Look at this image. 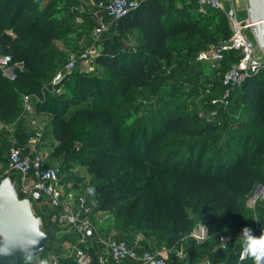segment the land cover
<instances>
[{
  "label": "trees",
  "instance_id": "1",
  "mask_svg": "<svg viewBox=\"0 0 264 264\" xmlns=\"http://www.w3.org/2000/svg\"><path fill=\"white\" fill-rule=\"evenodd\" d=\"M185 1L188 8L196 5V15L185 8L180 10V14L177 10L170 11L168 0H139L136 9L112 21L116 32L109 28L97 45L95 63L104 72L77 71L71 89L64 90L61 84L44 83L36 72L45 69L53 40L71 31L70 21L54 19L50 13L52 6L40 8L39 0H0V55H9L12 64L21 62L25 67L24 70L16 68L15 78L12 79L0 66V121L15 119L23 112L24 95L38 96L40 100L35 102L33 114L49 117L52 133L59 142L51 153L53 156H61L69 150L75 127L81 121L105 130L98 137L108 142V147L91 151L86 163L87 172L91 175L90 194L96 198L99 210L117 211L131 218L133 223L143 222L148 230L164 233L162 237L147 242L136 238L125 239L137 242L140 252L166 249L170 260L174 257L180 259L177 252L184 251L186 245L187 261L192 264L196 255L201 253L208 259L213 251L205 248L208 240L197 244L190 236L197 221L207 226L208 230L224 225L242 230L247 226L253 229L256 236L264 230V201H259L252 209L257 211L259 207L262 210L256 218L247 208V201L255 187L264 185V74L247 77L234 92L230 106L225 108L234 105L236 93L241 96L244 112L253 116L254 127L257 128L255 133L250 125L227 127L211 123L195 113L178 112L172 115L163 112L160 121L151 120L153 127L150 125L152 129L149 133L145 129L146 134L141 141L135 133L126 142L117 110L106 105L107 99L119 91L126 94L132 89L162 84L167 74L163 71L164 67L166 63L172 64L176 53L172 40L177 37L184 35L196 40L195 44H188L186 48V54L190 56L197 55L212 43L231 37L232 30L222 11L210 6L201 7L198 0ZM75 3L72 1L68 7L72 22L76 14L70 9ZM136 35L139 40L133 41ZM238 59L235 51L226 52L218 67L225 72ZM196 65L199 71V63ZM106 71L111 72L110 75ZM224 72L220 81L210 82L211 89L217 91L215 96L222 91ZM159 122L163 128L157 131L156 124ZM31 131L17 145H24ZM171 133L182 135L185 140L202 139L190 143L186 154L179 149L165 151V162L161 167L174 178L160 197L150 199L153 207L149 208L140 203L143 179L138 171L133 170L132 175L124 179L117 177L116 170L131 163L135 166V157L143 160L153 158L154 162L162 163L157 153L173 144L165 141ZM69 158L65 155L61 163L63 173ZM11 176L14 177V174ZM104 179L102 183L98 182ZM62 183H67L64 175ZM42 216L45 230L51 236L48 245L50 254L60 253L62 247H56V243L73 238L59 235L56 225ZM115 227L124 230L121 221H117ZM117 238L121 237L117 234ZM83 247L92 256L90 264H100L99 246L90 244ZM241 249V242L225 249L227 264H253L249 257L239 258ZM212 260L215 258L212 257ZM25 262L23 259L19 264ZM61 264L77 263L73 259L62 258Z\"/></svg>",
  "mask_w": 264,
  "mask_h": 264
},
{
  "label": "rangeland",
  "instance_id": "2",
  "mask_svg": "<svg viewBox=\"0 0 264 264\" xmlns=\"http://www.w3.org/2000/svg\"><path fill=\"white\" fill-rule=\"evenodd\" d=\"M76 2L78 9L86 6V2L89 0H39V7L46 8L49 5L50 13L54 19H66L69 22L71 31L62 34L59 38L53 40V44L49 49V55L45 61V69L41 72H36L38 78L46 84H61V88L64 90L71 89L73 76L77 71L87 70L90 72L99 71L104 72L103 69H98L95 63V55L88 61H84L80 58V54L85 51L91 44L92 31L98 25L100 20L110 23V29L116 32V27L111 19L102 13L98 17L93 13L94 6H86V11L78 13V17L81 21H71V15L68 12L71 2ZM97 1V0H94ZM83 4V5H82ZM170 11L177 10L180 14V10L185 8L187 11L192 10V14L198 13L196 5L188 8L187 1L185 0H168ZM204 8H208L204 6ZM76 17V16H75ZM68 23V22H67ZM11 32V30H9ZM251 36L250 31L248 32ZM133 41H138L139 37L134 36ZM192 39V38H191ZM187 36L181 35L172 40L174 47H176V53L172 59V64L166 63L164 72L167 73L163 78L162 84H156L147 88L132 89L126 94H122L120 91L107 99L106 105L117 110L119 116V125L122 135L125 137V141L129 142L136 133L138 141H141L144 131L147 129V133L152 129L151 120H159L163 112L170 113L172 115L181 113L198 114L202 119L211 121L216 125H227V127L235 125H250L253 132H257V128L254 127L253 116L250 113L244 112V100L237 93L234 97V105L228 109L221 106H216L212 103L217 91L211 89L210 82H216L221 80L223 70L221 67H214L208 62L203 64L198 59V54L190 56L186 54V48L188 44H195V39L192 40ZM188 41V42H187ZM77 59L76 67L72 71L66 70L67 63L72 59ZM203 62V61H202ZM201 68L199 71L197 67ZM206 63V64H205ZM16 68L24 70V65L19 62L16 63ZM218 68V70L216 69ZM195 72V73H193ZM61 73V75H60ZM107 75L111 72L106 71ZM261 74H264L262 72ZM191 75L192 77L190 78ZM218 83V82H217ZM219 96V95H218ZM49 117L42 114H24L23 112L15 119L7 122L0 121V180L5 176L12 175L13 171L9 169L8 153L12 146L22 143L26 134L35 129L42 128L45 132L46 141L51 140L50 145H43L41 147L42 153L45 155L47 161L52 164H59L64 161L65 155L70 156L67 169L64 170L63 175L66 176V184H63L65 189L75 185L70 190L87 193L92 191L91 175L87 172V162L91 157V151L98 149L99 147H108V142L101 140L98 135L104 132L98 127L91 125L90 123L80 122L75 127V135L72 138L70 144L71 147L65 154L59 156H53L51 153L54 150L55 145L59 142L52 133V128L49 123ZM241 122V123H239ZM152 127H151V126ZM157 131L163 128L162 123L156 124ZM147 127V128H146ZM165 141H171L173 143L170 146L159 150L157 155L162 163L154 162L152 159L143 160L140 157H135V166L133 164H127L123 168L118 167L116 170L117 177L126 179L132 175V171H138L141 175L142 181V195L140 203H144L149 208L151 206L150 199L160 197L162 191L171 184L174 175L167 172L161 167L165 162L164 153L168 149H179L182 153H188V145L194 141H200L199 138H189L185 140L184 136L178 134H168ZM185 141V142H184ZM177 142V143H176ZM182 142V143H181ZM139 143V142H137ZM78 152L76 153V151ZM135 155V154H133ZM104 180L98 181L102 183ZM91 195V194H90ZM44 200V199H43ZM153 202V201H152ZM142 204V205H144ZM247 206V205H246ZM247 208L250 209L248 206ZM45 211H47L44 208ZM249 213H251L249 211ZM262 210L258 207L257 211L252 210V215L256 218ZM103 219L101 224L108 225L114 231H117L119 237L124 239H140L147 242L153 239H158L163 236V232H154L144 227L143 222L137 224L132 222L131 218L125 217L115 212H103L100 214ZM121 221L124 225V230H117L115 223ZM202 222H196L195 229L199 228ZM45 229V224H43ZM241 230H234L228 225H224L219 228H210L205 243V248L213 250L208 261L207 257L196 255L192 264H227L226 248L233 247L235 244L240 243ZM220 237H227L224 244L220 241ZM55 244V243H53ZM182 250V249H181ZM189 257L188 249L186 245L184 247L183 255L180 259L171 258L173 264H189L187 261ZM212 257L215 260H212ZM47 261L50 264V249L43 251L39 256L31 258L30 264H40L41 261ZM27 264V262H25ZM110 264V262H107Z\"/></svg>",
  "mask_w": 264,
  "mask_h": 264
},
{
  "label": "built area",
  "instance_id": "3",
  "mask_svg": "<svg viewBox=\"0 0 264 264\" xmlns=\"http://www.w3.org/2000/svg\"><path fill=\"white\" fill-rule=\"evenodd\" d=\"M198 3L201 7L210 6L222 11L232 30L230 38L219 40L201 50L198 59L218 67L226 52L235 51L239 56V59L224 72L221 93L212 99L214 105L226 108L230 106L236 89L247 77L264 72V51L257 43L247 10L244 14L241 13L237 7V0H198ZM138 4L139 0H89L86 2V6H94L96 12L106 13L111 21L118 20L127 12L136 9ZM86 6H82L80 10L78 5L71 6L70 10L76 14L75 18L78 22L81 18L77 14L86 11ZM109 28V22L100 20L92 31L91 44L80 54L82 60L88 61L95 55L102 35ZM249 31L251 36L248 34ZM76 64L77 59L72 58L67 63L66 70L72 71ZM0 66L5 75L15 78L16 64H12L9 55H0ZM22 99L24 114L33 113L35 102L40 100L36 95H24ZM43 140V129H33L24 145H14L10 148L8 159L9 169L13 171L17 182L19 197L31 198L34 211L55 224L59 235H70L73 238V240L61 242L60 253L50 254V264H61L62 258L73 259L77 264H90L92 256L83 247L90 244L99 246L100 264H107V262L123 264L127 261L133 264H173L167 250L140 252L137 242L131 243L103 231V224H101L103 217L100 215L103 212L99 210L96 198L90 195L91 191L79 193L65 189L62 183L61 165L48 163L41 151ZM36 193L41 195L40 201L35 199ZM259 201H264V185L262 184L255 187L247 205L255 209ZM207 235L208 228L203 224L190 233L197 244H201ZM220 241L223 244L225 242V240ZM241 252L242 249L239 258H247V256L242 258ZM177 255L181 257L183 250H179Z\"/></svg>",
  "mask_w": 264,
  "mask_h": 264
},
{
  "label": "water",
  "instance_id": "4",
  "mask_svg": "<svg viewBox=\"0 0 264 264\" xmlns=\"http://www.w3.org/2000/svg\"><path fill=\"white\" fill-rule=\"evenodd\" d=\"M247 13L257 43L264 51V0H247ZM41 200L39 193L35 194ZM43 217L34 211L32 199L20 198L11 175L0 180V264H19L27 250L31 258L47 250L51 236L43 228Z\"/></svg>",
  "mask_w": 264,
  "mask_h": 264
},
{
  "label": "clouds",
  "instance_id": "5",
  "mask_svg": "<svg viewBox=\"0 0 264 264\" xmlns=\"http://www.w3.org/2000/svg\"><path fill=\"white\" fill-rule=\"evenodd\" d=\"M91 191V189H90ZM227 237H221L220 240H225ZM241 239V257L245 256L253 260V264H264V230L259 236L253 234V229L250 227H243L240 234ZM25 260L30 264L31 255L25 250ZM40 264H47V261H41Z\"/></svg>",
  "mask_w": 264,
  "mask_h": 264
},
{
  "label": "crops",
  "instance_id": "6",
  "mask_svg": "<svg viewBox=\"0 0 264 264\" xmlns=\"http://www.w3.org/2000/svg\"><path fill=\"white\" fill-rule=\"evenodd\" d=\"M247 6H248V2H247V0H237V7H238V9L240 10V12L241 13H245L246 12V10H247ZM94 14H95V16L96 17H98L99 15H101L102 13H98V12H96L95 10H94V12H93ZM37 115V114H36ZM38 115H41V114H38ZM50 142H51V140L50 139H48V141H46V136L44 135V140H43V144H42V146L43 145H47V143L50 145ZM47 160V159H46ZM48 162V161H47ZM49 163V162H48ZM201 225V224H200ZM207 227V226H206ZM102 228H103V231H105V232H107V233H109V234H112L113 236H115L116 238H117V234L115 233V231L113 230V229H111V227L110 226H108V225H102ZM208 228V227H207ZM61 247V243L60 242H57L56 243V247ZM162 250H166V249H161V251ZM157 251H159L158 249H157ZM167 254L169 255V252L167 251Z\"/></svg>",
  "mask_w": 264,
  "mask_h": 264
}]
</instances>
